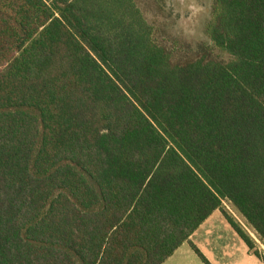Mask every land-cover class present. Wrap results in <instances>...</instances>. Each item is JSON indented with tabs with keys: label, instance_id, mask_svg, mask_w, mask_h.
I'll return each instance as SVG.
<instances>
[{
	"label": "trees",
	"instance_id": "1",
	"mask_svg": "<svg viewBox=\"0 0 264 264\" xmlns=\"http://www.w3.org/2000/svg\"><path fill=\"white\" fill-rule=\"evenodd\" d=\"M205 34L176 61L137 0H0V264H211L216 210L264 263L227 210L264 244V0Z\"/></svg>",
	"mask_w": 264,
	"mask_h": 264
},
{
	"label": "rangeland",
	"instance_id": "2",
	"mask_svg": "<svg viewBox=\"0 0 264 264\" xmlns=\"http://www.w3.org/2000/svg\"><path fill=\"white\" fill-rule=\"evenodd\" d=\"M212 2L213 0H137L146 19L154 27L157 41L172 53L176 61L194 56L198 52V44L209 43L205 26ZM213 54L219 59H230L227 54L217 50ZM227 210L255 236L245 220L231 206ZM207 222L197 231L195 244L202 249L211 264H262L258 257L250 254L248 245L224 220L223 214L215 213ZM188 244L180 247L168 259L167 264H206ZM187 249L189 256L183 253Z\"/></svg>",
	"mask_w": 264,
	"mask_h": 264
},
{
	"label": "crops",
	"instance_id": "3",
	"mask_svg": "<svg viewBox=\"0 0 264 264\" xmlns=\"http://www.w3.org/2000/svg\"><path fill=\"white\" fill-rule=\"evenodd\" d=\"M229 209V208H228ZM215 213H220V215H222L223 213H222V211L221 210H216L212 215H214ZM222 213V214H221ZM212 215L210 216V217H212ZM224 216V215H223ZM210 217L192 234V236H191V240H192V242L195 244V236H196V233H197V231H199L204 225H206V223H208L207 221H209V219H210ZM224 220L225 221H227V219L225 218V216H224ZM228 222V221H227ZM228 224L230 225V223L228 222ZM231 226V225H230ZM255 235V234H254ZM256 236V235H255ZM255 236H253L254 238H255V240L257 241V245H258V248L264 253V244L257 238V237H255ZM185 244H188V242H186V243H184V244H182L180 247H184V245ZM188 245H190V244H188ZM196 245V244H195ZM197 246V245H196ZM180 247L175 251V253L171 256V257H173L176 253H177V251L180 249ZM191 247V246H190ZM198 247V246H197ZM192 248V247H191ZM199 249H200V247H198ZM249 248V247H248ZM181 249H183V248H181ZM193 249V248H192ZM200 250H202V249H200ZM191 251V250H190ZM194 251V250H193ZM195 252V251H194ZM202 252V251H201ZM249 252H250V254L251 255H253V256H256L255 254H253L251 251H250V249H249ZM184 254H186V255H188L189 256V249H187V250H184V252H183ZM196 253V252H195ZM203 253V252H202ZM197 254V253H196ZM191 255V254H190ZM198 255V254H197ZM199 256V255H198ZM205 256V255H204ZM206 257V256H205ZM257 257V256H256ZM170 258V257H169ZM168 258V259H169ZM259 258V257H258ZM168 259L163 263V264H167L168 263ZM208 259V258H207ZM260 259V258H259ZM260 261L262 262V264H264L263 263V261L260 259Z\"/></svg>",
	"mask_w": 264,
	"mask_h": 264
}]
</instances>
